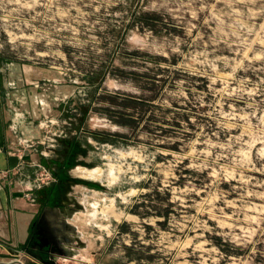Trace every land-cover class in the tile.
Masks as SVG:
<instances>
[{"label":"rangeland","instance_id":"obj_1","mask_svg":"<svg viewBox=\"0 0 264 264\" xmlns=\"http://www.w3.org/2000/svg\"><path fill=\"white\" fill-rule=\"evenodd\" d=\"M0 129V260L264 264V0H0Z\"/></svg>","mask_w":264,"mask_h":264},{"label":"water","instance_id":"obj_2","mask_svg":"<svg viewBox=\"0 0 264 264\" xmlns=\"http://www.w3.org/2000/svg\"><path fill=\"white\" fill-rule=\"evenodd\" d=\"M0 264H23V263L20 260H11V261L0 260Z\"/></svg>","mask_w":264,"mask_h":264},{"label":"crops","instance_id":"obj_3","mask_svg":"<svg viewBox=\"0 0 264 264\" xmlns=\"http://www.w3.org/2000/svg\"><path fill=\"white\" fill-rule=\"evenodd\" d=\"M2 141H3V135H2V130L0 129V144L2 143ZM1 157H2V153H0V161H2L3 163V159H1Z\"/></svg>","mask_w":264,"mask_h":264},{"label":"trees","instance_id":"obj_4","mask_svg":"<svg viewBox=\"0 0 264 264\" xmlns=\"http://www.w3.org/2000/svg\"><path fill=\"white\" fill-rule=\"evenodd\" d=\"M144 15H145V14H143V13L140 14V16H141L142 18H143ZM165 213H166V212H164V214H165Z\"/></svg>","mask_w":264,"mask_h":264},{"label":"flooded vegetation","instance_id":"obj_5","mask_svg":"<svg viewBox=\"0 0 264 264\" xmlns=\"http://www.w3.org/2000/svg\"><path fill=\"white\" fill-rule=\"evenodd\" d=\"M46 263H47V264H52L51 262H48V261H47Z\"/></svg>","mask_w":264,"mask_h":264}]
</instances>
